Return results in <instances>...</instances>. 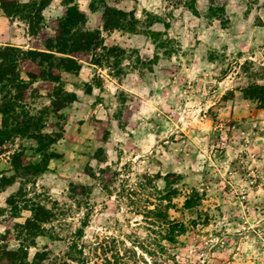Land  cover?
<instances>
[{
  "label": "rangeland",
  "instance_id": "obj_1",
  "mask_svg": "<svg viewBox=\"0 0 264 264\" xmlns=\"http://www.w3.org/2000/svg\"><path fill=\"white\" fill-rule=\"evenodd\" d=\"M8 1L28 42L0 47L15 69L0 80V246L42 264H264V0H104L126 29L105 27L103 0ZM72 6L90 39L62 54L77 63L31 60ZM44 153L48 169L29 168Z\"/></svg>",
  "mask_w": 264,
  "mask_h": 264
},
{
  "label": "trees",
  "instance_id": "obj_2",
  "mask_svg": "<svg viewBox=\"0 0 264 264\" xmlns=\"http://www.w3.org/2000/svg\"><path fill=\"white\" fill-rule=\"evenodd\" d=\"M52 0H42V8L39 11H42L45 7H47ZM74 1V0H71ZM70 1V2H71ZM97 1L94 0L92 2V8L94 9ZM104 4V0H103ZM11 5H19L16 4L12 1L8 0H0V6L1 8L6 12V13H11L13 12L12 10L9 9V6ZM105 8V13H104V25L105 27H110V28H122L126 29L127 25L122 23V17L124 16V11L118 10L115 7H112L110 4H104ZM84 13H81L78 10L77 6H72L69 7L68 12L66 17L61 21V29L62 32L61 34L55 38V39H49L47 42V50L48 51H37V50H29L25 52L28 56L30 55L32 57L31 60L34 62H42L45 63L46 60L49 61V59L59 60V61H69V63H77L75 58L72 57H64L62 54H72L74 52L83 50L90 44V39L87 38H76L75 37V28L72 29V26L76 24L78 21V18L82 17ZM74 30V31H73ZM84 34H82L83 36ZM87 35H97L96 32H91L87 33ZM100 36V33H99ZM98 38V35H97ZM100 45V44H99ZM16 46H8L7 48H13V49H7L9 50H16L14 49ZM100 47V46H97ZM19 48V47H18ZM60 54V55H58ZM36 55V56H35ZM4 59V57L2 58ZM40 59V60H37ZM17 60L11 61V64L16 65ZM41 66V65H40ZM55 66V65H52ZM5 67H7L5 69ZM66 70H74V67L71 66H64ZM15 69L7 62L1 63L0 64V80L6 78L7 74L13 73ZM18 80V79H17ZM7 103V102H6ZM8 104V103H7ZM7 106V105H6ZM8 109L11 110L10 108H7L6 111L0 110L2 114L8 112ZM7 128V122L4 120L3 122V128L0 129V135H7L8 132ZM43 152V151H40ZM52 157H56L54 153H44L43 159L36 165H32L29 168H32L35 170L37 173H42L45 172L48 169L49 166V159ZM42 209V207H37L36 209L33 210V217L27 218L25 223H20L17 225L18 228H22V234H25V237L22 238V242H27L28 240H31L34 242V238L39 235V233H36L40 229V221H42V215L41 213L37 212V210ZM25 230V231H24ZM181 232V231H179ZM169 234H171L173 237L175 236L176 230L174 228H170L168 231ZM20 239V238H19ZM40 254L37 253L34 260L30 261L29 260V252H28V246L22 245L18 250H8L7 248L1 247L0 246V264H42V262L45 259L40 258ZM68 259H71V257H68ZM60 260L55 264H70L69 260ZM8 262V263H6Z\"/></svg>",
  "mask_w": 264,
  "mask_h": 264
},
{
  "label": "crops",
  "instance_id": "obj_3",
  "mask_svg": "<svg viewBox=\"0 0 264 264\" xmlns=\"http://www.w3.org/2000/svg\"><path fill=\"white\" fill-rule=\"evenodd\" d=\"M6 16H3V11L2 8L0 6V47L4 46V45H12V46H19L22 47L21 43L24 42H28L25 41L26 37H24V40H20V39H15V31L13 29H8V24L6 23ZM10 22V21H9ZM19 28V27H18ZM8 30V31H7ZM9 39L8 42H6ZM16 41H13V40ZM16 42V44L14 43ZM25 47V46H23Z\"/></svg>",
  "mask_w": 264,
  "mask_h": 264
}]
</instances>
